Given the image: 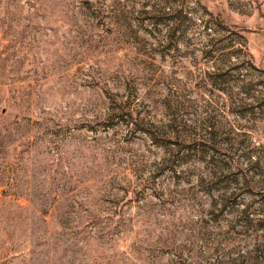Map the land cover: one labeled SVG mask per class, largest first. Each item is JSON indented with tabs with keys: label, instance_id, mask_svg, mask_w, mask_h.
Returning <instances> with one entry per match:
<instances>
[{
	"label": "rangeland",
	"instance_id": "374dc122",
	"mask_svg": "<svg viewBox=\"0 0 264 264\" xmlns=\"http://www.w3.org/2000/svg\"><path fill=\"white\" fill-rule=\"evenodd\" d=\"M240 36L264 0H0V264H264Z\"/></svg>",
	"mask_w": 264,
	"mask_h": 264
},
{
	"label": "trees",
	"instance_id": "16d2710c",
	"mask_svg": "<svg viewBox=\"0 0 264 264\" xmlns=\"http://www.w3.org/2000/svg\"><path fill=\"white\" fill-rule=\"evenodd\" d=\"M240 37L242 40L235 42L238 45L234 50L235 54L239 55H236L234 62H230L225 73H214L215 80L216 83L218 81L224 84L218 89L225 91V102L230 101L236 109L235 112L239 113L237 114L240 115L239 117L250 116L264 124V70L254 65L247 51L245 39L243 36ZM242 69L246 72L244 73ZM248 72H256L257 78L248 77ZM242 151L248 163L242 173L244 187L247 189L257 187L258 194H263L264 197V144L256 145L254 142H248ZM256 176L259 180L255 179ZM243 211L246 212L245 209Z\"/></svg>",
	"mask_w": 264,
	"mask_h": 264
}]
</instances>
